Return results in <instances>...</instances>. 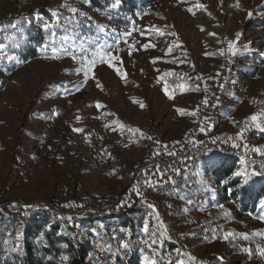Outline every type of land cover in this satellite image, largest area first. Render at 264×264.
Returning <instances> with one entry per match:
<instances>
[{
    "label": "rangeland",
    "instance_id": "374dc122",
    "mask_svg": "<svg viewBox=\"0 0 264 264\" xmlns=\"http://www.w3.org/2000/svg\"><path fill=\"white\" fill-rule=\"evenodd\" d=\"M141 3L143 11L125 17L124 27L113 23L116 8ZM85 19L98 29L94 38L78 23ZM29 27L43 30L45 43L33 45L38 55L24 60ZM87 130L108 148H128L115 161L95 156L83 140ZM198 130L221 141L247 136L264 159V0H0V213L9 208L15 215L18 204L81 211L78 200L124 190V163L138 137L155 132L176 140ZM48 140L40 167L39 146ZM22 164L26 183L17 178ZM253 172L264 173V165L240 164L235 175L257 188L264 180L251 181ZM200 187L203 222L164 209L158 219L165 230L206 264H264V197L249 221L217 203L219 189L206 170ZM218 226L219 239L203 240L206 229ZM247 243L253 248L245 250ZM6 249L7 262L21 251Z\"/></svg>",
    "mask_w": 264,
    "mask_h": 264
},
{
    "label": "built area",
    "instance_id": "2783aa9c",
    "mask_svg": "<svg viewBox=\"0 0 264 264\" xmlns=\"http://www.w3.org/2000/svg\"><path fill=\"white\" fill-rule=\"evenodd\" d=\"M211 133L198 130L191 134L185 133L176 140L162 138L155 132L149 134L150 137H138L136 140L139 141L129 159L134 163L129 171V160L124 163L128 174L124 190L88 199L87 202L78 200L75 208L77 211L80 206L81 211L71 210L72 213H65L63 206L56 208L45 204L25 207L18 204L17 213L9 216L6 212L9 208H6L0 213V264L8 263L6 260L10 253L7 252V247L9 250L23 249L27 233L33 224L77 229L89 226L99 228L98 235L90 239L93 252L91 264H133L138 260L141 264H146L145 257L151 258L147 264H152L153 261L155 264H206L192 259L165 230L163 222L158 219L160 210L165 209L171 214H181L192 222L202 223L200 213L206 202L199 187L200 177L206 169L218 161H235L244 166L255 163L264 165V159L252 152L247 136L237 141H221ZM82 136L95 156L106 154L111 161L116 160L120 151L128 148L121 144L108 148L99 135L89 130L83 132ZM49 140L39 146L40 167L43 161L41 152L47 148ZM68 152L62 155V160L69 158ZM94 160L93 158L92 162ZM16 172L19 183H26L25 165L16 167ZM249 177L251 181L258 182L264 180V173L253 172ZM101 226L104 228L101 229ZM92 232L94 234V230ZM221 235V227H209L203 233V240L213 243ZM119 239L122 241L121 247H114ZM247 246L248 249L245 250L253 248L248 243ZM258 257L263 258L262 254Z\"/></svg>",
    "mask_w": 264,
    "mask_h": 264
},
{
    "label": "trees",
    "instance_id": "16d2710c",
    "mask_svg": "<svg viewBox=\"0 0 264 264\" xmlns=\"http://www.w3.org/2000/svg\"><path fill=\"white\" fill-rule=\"evenodd\" d=\"M151 1L146 0L148 3ZM142 5L143 3L135 4V6L131 4L132 10L116 8L112 13L113 23L117 27H124L127 24L125 17L141 13L146 6ZM43 13L46 20L53 21L51 12ZM78 23L84 25L87 36L95 37L98 29L91 19L81 20ZM74 26L76 27V24ZM24 32L27 35L24 39L27 47L21 57L24 60L35 58L38 54L33 45L43 47L45 32L32 27L25 28ZM110 39L107 36L101 38V40ZM221 163L220 166L215 167L216 165L213 166V164L206 169L207 173L214 176L215 185L219 189L217 203L229 205L237 216L252 221L251 213H255L259 202L264 197V183H259L257 188L252 185L243 186L242 176L235 175L238 164L235 161ZM216 172H219L218 177H215ZM199 190L202 197L206 196L202 187H199ZM93 237V233L86 227L76 229L59 225L49 227L44 224H33L29 228L23 249L12 253V262L7 264H91L93 252L90 239ZM133 264L141 263L138 260Z\"/></svg>",
    "mask_w": 264,
    "mask_h": 264
},
{
    "label": "snow or ice",
    "instance_id": "6c2138e0",
    "mask_svg": "<svg viewBox=\"0 0 264 264\" xmlns=\"http://www.w3.org/2000/svg\"><path fill=\"white\" fill-rule=\"evenodd\" d=\"M188 10L191 11V9H188ZM249 16H251V12H249ZM173 35H175V34H173ZM236 35H237V38H238L240 34L237 33ZM148 46H149V45H144L145 48H147ZM229 48L231 49V43L229 44ZM87 75H88V72L86 71V72H85V76L87 77ZM98 86H99V84H98ZM97 106H98V107H101V105H99V104H98ZM141 107H144V105L141 104ZM251 119H252V120H256V116H255V115L252 116ZM75 131L80 132V131H83V129H79V128H77V129H75ZM192 259H195V258L193 257ZM152 264H155V262L153 261Z\"/></svg>",
    "mask_w": 264,
    "mask_h": 264
}]
</instances>
